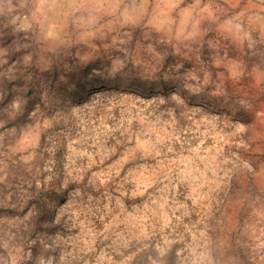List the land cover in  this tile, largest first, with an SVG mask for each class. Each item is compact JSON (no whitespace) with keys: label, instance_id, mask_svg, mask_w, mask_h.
Masks as SVG:
<instances>
[{"label":"rangeland","instance_id":"1","mask_svg":"<svg viewBox=\"0 0 264 264\" xmlns=\"http://www.w3.org/2000/svg\"><path fill=\"white\" fill-rule=\"evenodd\" d=\"M0 264H264V0H0Z\"/></svg>","mask_w":264,"mask_h":264}]
</instances>
